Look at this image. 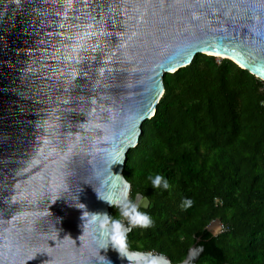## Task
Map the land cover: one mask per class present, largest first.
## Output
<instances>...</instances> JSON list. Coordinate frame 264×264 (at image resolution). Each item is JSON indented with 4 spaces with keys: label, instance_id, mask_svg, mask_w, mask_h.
I'll return each instance as SVG.
<instances>
[{
    "label": "water",
    "instance_id": "water-1",
    "mask_svg": "<svg viewBox=\"0 0 264 264\" xmlns=\"http://www.w3.org/2000/svg\"><path fill=\"white\" fill-rule=\"evenodd\" d=\"M198 53L264 81V0H0V264H130L106 247L105 200L129 199L163 76ZM219 223L177 263L129 251L222 263Z\"/></svg>",
    "mask_w": 264,
    "mask_h": 264
},
{
    "label": "trees",
    "instance_id": "trees-1",
    "mask_svg": "<svg viewBox=\"0 0 264 264\" xmlns=\"http://www.w3.org/2000/svg\"><path fill=\"white\" fill-rule=\"evenodd\" d=\"M154 115L142 123L123 168L129 200L150 201L152 225L133 228L128 248L185 258L194 234L215 219L222 263L208 253L197 264H264V81L228 58L198 53L163 76ZM160 174L170 188L155 189ZM185 199L190 206H183ZM110 207L109 220L120 218Z\"/></svg>",
    "mask_w": 264,
    "mask_h": 264
},
{
    "label": "clouds",
    "instance_id": "clouds-1",
    "mask_svg": "<svg viewBox=\"0 0 264 264\" xmlns=\"http://www.w3.org/2000/svg\"><path fill=\"white\" fill-rule=\"evenodd\" d=\"M152 187L155 189L163 188L165 190L170 188L169 182L160 174L154 176L150 175ZM99 194V193H98ZM103 199L102 197H100ZM109 204L119 209V217L109 220L108 216H104V230L107 233L108 247L109 245L120 254L121 258H126L130 264H168L165 257L153 255L151 253L131 252L128 248V233L133 228H148L152 225V219L148 213L139 210L137 204L129 200L127 197L122 202H113L105 200ZM191 201L185 199L183 206H190ZM126 221V223H125ZM110 264V262H108Z\"/></svg>",
    "mask_w": 264,
    "mask_h": 264
},
{
    "label": "bare ground",
    "instance_id": "bare-ground-1",
    "mask_svg": "<svg viewBox=\"0 0 264 264\" xmlns=\"http://www.w3.org/2000/svg\"><path fill=\"white\" fill-rule=\"evenodd\" d=\"M214 55H216V56H218V57H224L223 55H218V54H214Z\"/></svg>",
    "mask_w": 264,
    "mask_h": 264
},
{
    "label": "rangeland",
    "instance_id": "rangeland-1",
    "mask_svg": "<svg viewBox=\"0 0 264 264\" xmlns=\"http://www.w3.org/2000/svg\"><path fill=\"white\" fill-rule=\"evenodd\" d=\"M220 229L222 228L221 224L219 223ZM218 233V232H217Z\"/></svg>",
    "mask_w": 264,
    "mask_h": 264
}]
</instances>
